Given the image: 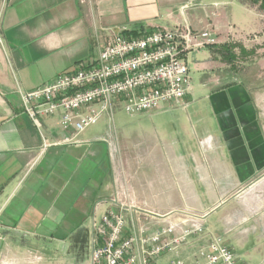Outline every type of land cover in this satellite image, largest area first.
Masks as SVG:
<instances>
[{"label": "crops", "instance_id": "obj_1", "mask_svg": "<svg viewBox=\"0 0 264 264\" xmlns=\"http://www.w3.org/2000/svg\"><path fill=\"white\" fill-rule=\"evenodd\" d=\"M176 25L214 32L216 45L199 50L211 75L178 103L134 113L157 118L151 130L87 127L72 141L59 112L38 128L23 111L20 92L95 60L115 30ZM262 51L264 8L253 0H0V264H91L92 223L118 166L165 220L198 216L202 239L181 256L219 236L243 264H264Z\"/></svg>", "mask_w": 264, "mask_h": 264}, {"label": "built area", "instance_id": "obj_2", "mask_svg": "<svg viewBox=\"0 0 264 264\" xmlns=\"http://www.w3.org/2000/svg\"><path fill=\"white\" fill-rule=\"evenodd\" d=\"M216 43L212 30L187 25L137 35L115 30L95 60L20 92L23 111L38 128L40 116L59 112L62 128L72 129L75 141L102 113L112 112L114 101L128 114L182 101L192 85L187 55ZM128 187L118 174L109 207L93 220L91 264H243L219 236L181 256V248L202 239L198 216L167 221L163 213L121 199Z\"/></svg>", "mask_w": 264, "mask_h": 264}, {"label": "rangeland", "instance_id": "obj_3", "mask_svg": "<svg viewBox=\"0 0 264 264\" xmlns=\"http://www.w3.org/2000/svg\"><path fill=\"white\" fill-rule=\"evenodd\" d=\"M198 51L196 50V51L190 52L187 55L188 59L186 58L187 65H188L189 71H190V77H191L192 85L200 84V82L203 81L202 79H204L205 77H208V75H211V72H210V70H208V68L201 69L202 68L201 61L204 59L203 53L206 51L205 50H202L199 52ZM236 51L240 52V50L238 48L236 49ZM216 52H219V51H216ZM262 52H264V51H262ZM192 58L194 60H197V62L192 61L191 60ZM91 59L92 58L86 59V60H80V62H76L75 64L78 66L80 64L84 65V64L88 63ZM76 68H74V69H76ZM72 69L73 68H71V69L69 68L68 70H65L64 72L70 71ZM137 118L138 117L136 114L126 113L123 110L120 102L114 101L112 113L102 114L99 117V119L97 120V122L88 126L86 131L100 132L101 134L103 133L105 135L108 133H111L113 135L115 133H117L118 136L119 135L121 136V133L123 135V133L126 132L127 130L128 131L133 130V127H134L133 125L135 124V122L140 121ZM151 118H153V121H151ZM181 118H183V117H181ZM141 120L142 121L139 123H143L145 125V127L148 128V130H151V128H152V122H157V118L151 117V116H149V117L142 116ZM167 120H170L171 122H169V123L172 124L173 120L166 118L165 121H167ZM167 123H168V121H167ZM135 126H136V130H137V128H139V124H137ZM119 154H120V152H119V148H118V155ZM118 167L120 168V170H118V171L120 172V174L123 175V181L125 184L127 177L125 176V173H124V167L123 166H118ZM125 190H126L127 196L125 195ZM113 195H114V193L112 194L111 198L113 197ZM119 196L121 197V199L129 201L126 203H131L132 205H134L137 208H142V209L146 208V209H150L154 212H158L156 209H154V206L146 204V202H144L142 197L137 193L136 189L131 188L130 186L127 189H123L122 194H120ZM181 207H183V206H181ZM172 210L188 211L187 208H176V209H172ZM158 213H160V212H158ZM195 213H197V212H195ZM97 219H98V217L96 218V220Z\"/></svg>", "mask_w": 264, "mask_h": 264}, {"label": "trees", "instance_id": "obj_4", "mask_svg": "<svg viewBox=\"0 0 264 264\" xmlns=\"http://www.w3.org/2000/svg\"><path fill=\"white\" fill-rule=\"evenodd\" d=\"M253 1H256V2H259V6L264 8V0H253Z\"/></svg>", "mask_w": 264, "mask_h": 264}]
</instances>
